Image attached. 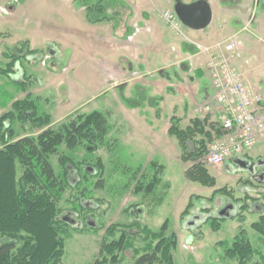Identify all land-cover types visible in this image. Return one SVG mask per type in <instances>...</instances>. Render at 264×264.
Returning <instances> with one entry per match:
<instances>
[{"label": "rangeland", "instance_id": "rangeland-1", "mask_svg": "<svg viewBox=\"0 0 264 264\" xmlns=\"http://www.w3.org/2000/svg\"><path fill=\"white\" fill-rule=\"evenodd\" d=\"M121 1L129 8L123 9L124 22L120 30L113 33L112 26L109 30L106 23L94 26L88 21L83 0H0V116L12 108V99L31 95L40 99L41 113L51 116L52 122L46 128L61 130L72 120L94 111H100L104 119L94 144L84 142L71 148L64 142L52 156L57 173L63 170L62 156L70 157L91 171L90 174L80 172L79 188L68 187L60 203V219L70 223L69 234H63L64 263L92 264L99 256L104 236L110 241L120 235L117 231L115 237H107L106 230L112 224L127 225L135 220L142 227L158 231L167 225L165 237L177 239V247L173 249L174 264H238L236 259L226 256L221 242L232 244L242 229L255 248L251 263L261 261L264 235L252 224L264 214V185L254 183L250 173L239 167L234 157L217 166L205 163L210 174L216 177L215 187L189 181L186 170L194 161L184 158V149L177 138L169 134L173 117L179 119L182 128L199 117L205 118L209 127L219 128L212 131V140H206L207 150L222 138L220 112L201 113L198 110L214 97V92L205 99L195 96L198 82L193 81L203 62L199 56L174 51L178 45L187 50L217 42L209 45L194 38L197 32L185 25L182 24L181 33L167 23L163 13L167 10L176 13V0ZM218 1L248 6L252 11L245 18L246 26L243 22L232 24L241 30L240 34L225 37L227 29L223 27L229 24V18L223 16L220 21L215 20L206 28L221 31L212 42L223 37L221 41L226 42L235 37L241 44V39L250 66L264 80V0ZM213 2L217 6L216 1ZM184 3L191 2L185 0ZM156 27L163 29L166 39ZM139 29L143 36L141 42L144 41L141 47L134 41ZM22 43L34 50L33 56L22 58L18 63L21 65L18 76L2 72L10 61L3 54ZM240 44L235 55L239 57ZM166 48L173 51L172 56H165ZM159 52L162 56H158ZM140 55L145 62L142 67L136 60ZM176 67L180 71L189 70L184 74L185 85L166 89L156 84L161 76L167 79V74L179 82ZM135 70V75L129 76V72ZM148 70L156 71L149 77ZM130 77L136 78L131 84L127 82ZM22 79L27 80L24 85L27 89L19 83ZM161 93L167 94L166 103ZM127 108L136 110L128 113ZM13 125L15 138L42 131L29 123L16 121ZM2 145L0 140V147ZM245 158L253 162L264 159V138ZM72 178L76 182L74 170ZM137 183L142 186L140 192L134 189ZM150 184L149 191L146 187ZM85 189L91 193V199L83 200L84 209L73 214L72 200L79 203ZM217 189L224 190L215 193ZM190 202L193 206L184 214ZM230 204H234L236 211L233 210L235 214L228 218L225 213ZM66 216L78 222L65 220ZM214 217L220 222L218 229L212 227ZM141 237L144 234L136 236L135 246L142 251L148 247L149 240ZM118 253L120 264L134 260L131 249Z\"/></svg>", "mask_w": 264, "mask_h": 264}, {"label": "trees", "instance_id": "trees-1", "mask_svg": "<svg viewBox=\"0 0 264 264\" xmlns=\"http://www.w3.org/2000/svg\"><path fill=\"white\" fill-rule=\"evenodd\" d=\"M83 1L89 22H112L116 33L120 30L124 22L123 9L129 8L124 1ZM11 51L3 54L10 61L1 71L10 76H18V63L22 58H31L35 52L26 43ZM198 76H204L202 70ZM26 81L22 79L19 82L24 89H27L24 86ZM11 102L12 108L0 116V140L3 144L0 147V264H65L63 234H69L70 223L60 219V203L68 187L79 188L80 172L83 170L90 174L91 171L70 157L62 156L60 161L63 170L57 173L52 156L64 142L71 148L84 142L94 144L100 124L104 122L103 115L100 111H94L86 116H79V119L72 120L57 131L51 127L46 128L52 122L51 116L46 112L41 113L40 99L28 95L24 99H12ZM16 121L29 123L42 131L37 135L28 134L15 138L13 124ZM172 121L169 134L175 136L184 149V158L194 161L186 171L187 178L211 188L215 187L216 177L210 174L203 159L208 152L206 140H212V131L219 128L213 125L209 127L206 119L199 117L193 119L186 128L180 126L177 117H173ZM199 135L202 136L201 139H198ZM98 166H101L100 161ZM73 170L77 173L76 182H73ZM146 188L150 191L152 184ZM134 189L140 192L142 186L137 183ZM85 190L80 198L81 203L79 200V203L76 199L72 200L74 214H79L84 209L83 200L88 202L91 199V193ZM221 190L224 189H217L215 193ZM192 206L193 203L190 202L184 214ZM217 221L215 218L212 222L213 229L220 227V222ZM252 227L264 235V214ZM165 230L166 224L158 231L142 227L138 220L127 225L112 224L106 230L107 237H115L117 231L120 235L110 241L104 236L99 256L92 264H120L118 252L129 249L134 252V260L127 264H174L173 249L177 247V239L174 236L165 237ZM141 234H144L141 238L149 240L148 247L142 251L135 246L138 239L135 238ZM155 240L158 242L155 243ZM221 246L226 256L236 259L238 264H264V256L261 261L251 263L255 248L244 229L232 244L222 241Z\"/></svg>", "mask_w": 264, "mask_h": 264}, {"label": "built area", "instance_id": "built-area-1", "mask_svg": "<svg viewBox=\"0 0 264 264\" xmlns=\"http://www.w3.org/2000/svg\"><path fill=\"white\" fill-rule=\"evenodd\" d=\"M167 23L183 32L182 23L171 10L163 13ZM239 41L231 37L212 46L197 45L210 53L208 73L214 97L198 107L199 112L219 111L223 136L214 141L204 163L217 166L228 158H245L264 137V90L244 80L243 73L233 64Z\"/></svg>", "mask_w": 264, "mask_h": 264}, {"label": "crops", "instance_id": "crops-1", "mask_svg": "<svg viewBox=\"0 0 264 264\" xmlns=\"http://www.w3.org/2000/svg\"><path fill=\"white\" fill-rule=\"evenodd\" d=\"M207 1L210 3L212 11H213V20H212L211 24L215 20L216 21H220L219 19L221 17L226 16V17L229 18L228 19L229 24L227 23L228 25H225L223 27V30L227 29V33L224 36L227 37V36H230V35L235 34V33L236 34L237 33L240 34L241 30H239L237 27H235V25H232V24H234L235 22H243L245 24V26H246L245 18L249 15L248 13L251 12L252 9L250 7H248V6L246 7L244 5H242L240 7L239 5H235L234 3H233V5H229V3H232V2H228V1H226V2H222V1H218V0H207ZM213 1H216L217 6L214 4ZM104 23L107 24L106 28L107 29L109 28V30H110V26H112V32L114 33V29H113L114 26L111 25L109 22L97 23L94 26H101L100 24H104ZM211 24L208 27H210ZM245 26H244V29H245ZM141 29H139L137 34L134 35V38H135L134 41H136V43L138 45H140L139 47H141V44L144 42V41L141 42V39H142L141 37H143ZM156 31H158V33L163 37V39L167 38L166 33L163 31V29L161 27H159L158 29L156 27ZM194 31L197 32V33L194 34V36H193L194 38H197V39H200L202 41H205L209 45H212V44H214V43H216L218 41H221L222 39L225 38V37L219 38L217 41L212 42L214 36H218L220 34V32H221L220 30H217V29H206L205 28V30L203 29V30H194ZM240 42H241V44H240V57L239 56H235L233 58V64L238 69L241 70V72L244 75V80L248 84H250L251 86H253L255 88L263 89L264 88V86H262V84L264 83L263 77L258 75L256 73V71L254 70V68L252 66H250V60H249L248 57L247 58L245 57V52L244 51H246V49L244 48L241 39H240ZM32 44H34V43L32 42ZM160 46H163V45H160ZM174 48L176 49V50H174L175 52H177L179 50L178 52L183 53V51H184L186 53H189L192 57L199 56L200 61L203 62V65L199 69L196 70L197 77H195L196 79H195V81H193L194 83L198 82V91H197L195 96L198 99H200L202 96H204V99H205L207 96L211 95L213 93V89L211 87L210 77H209V73L207 71V69H208L207 66H208L210 54L206 53V52L202 53L200 49H197V48H194V47L191 48V49L184 50V46L181 47V45H178L177 47L175 46ZM196 50H197V52H196ZM165 52H166L165 56H172V52L173 51L171 52V51H169L166 48ZM159 54H160V52L158 53V56H162V55H159ZM140 56H137L136 60H137V63L141 64V67H142V64H145V62L143 61L142 55H140ZM132 70H134V68ZM156 70H148L146 72V75L151 77V75L154 74V72ZM200 70H202L203 74H204V76H202V77L198 76ZM136 71L137 70H135L133 73L129 72V76H134ZM188 71L189 70H186L185 68L183 69V71L182 70L180 71V69H178L176 67V73H177L176 77H178V79H176V80H178L179 82L174 81L173 78L171 76H169V74H167V76H166V77H168L167 79L166 78L164 79V77L161 76L160 79L158 81H156V84L160 85V86H164V88H166V89H168V88L175 89L174 88L175 86H183V85H185L187 83V79L184 76V74H186V73L188 74ZM161 74H163V73H161ZM127 80H128L127 82H129L131 84V82L135 81L136 78L132 79L130 77V78H127ZM204 81H207L208 84L207 85L204 84L205 83ZM134 84L137 85V83H134ZM261 87H263V88H261ZM154 88L155 89H159L158 87H154ZM161 95H162V93H161ZM165 95H167V94H163L162 97H161V99H163L164 103H166V101H167V99L164 98ZM194 99H196V98H194ZM163 102H162V104H163ZM135 110L136 109H134V108H131V109L127 108L128 113L129 112L131 113L132 111L135 112ZM221 115L222 114L220 113V116Z\"/></svg>", "mask_w": 264, "mask_h": 264}, {"label": "water", "instance_id": "water-1", "mask_svg": "<svg viewBox=\"0 0 264 264\" xmlns=\"http://www.w3.org/2000/svg\"><path fill=\"white\" fill-rule=\"evenodd\" d=\"M175 11L180 21L189 29L203 30L207 28L213 20V11L210 3L207 0H194L192 3H184L182 0H177ZM165 70L161 71L164 73ZM237 160H244L238 158ZM234 215L231 207L226 209L225 217Z\"/></svg>", "mask_w": 264, "mask_h": 264}, {"label": "flooded vegetation", "instance_id": "flooded-vegetation-1", "mask_svg": "<svg viewBox=\"0 0 264 264\" xmlns=\"http://www.w3.org/2000/svg\"><path fill=\"white\" fill-rule=\"evenodd\" d=\"M182 1L184 2L185 0ZM190 2L192 3L194 2V0H190ZM250 161H251L250 159H246L243 161L236 160L235 162L239 167L245 169L250 173V176L254 183H258L257 185H264V159H258L256 162L251 161L252 163H250ZM228 167L231 169V172H234V170L230 165ZM229 207H231L232 210L236 211V207H234V204H230ZM64 219L71 221L73 223L78 222L76 219H73L72 217L66 216Z\"/></svg>", "mask_w": 264, "mask_h": 264}]
</instances>
